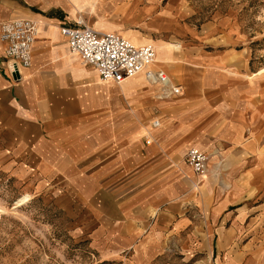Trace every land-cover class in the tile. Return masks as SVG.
I'll return each instance as SVG.
<instances>
[{
	"label": "crops",
	"instance_id": "0c3cea01",
	"mask_svg": "<svg viewBox=\"0 0 264 264\" xmlns=\"http://www.w3.org/2000/svg\"><path fill=\"white\" fill-rule=\"evenodd\" d=\"M93 1L0 0V21L38 24L19 82L0 41V168L34 193L78 196L101 224L109 256L133 250L131 260L152 261L170 243L194 264H264L261 207L250 202L258 182L247 181L258 178L259 71L245 30L219 12L200 19L191 0H144L135 24L113 5L88 14ZM80 19L154 44L155 68L182 93L162 97L167 89L144 72L102 80L60 32ZM192 147L209 154V172L189 165ZM238 160L257 169L235 182Z\"/></svg>",
	"mask_w": 264,
	"mask_h": 264
},
{
	"label": "rangeland",
	"instance_id": "374dc122",
	"mask_svg": "<svg viewBox=\"0 0 264 264\" xmlns=\"http://www.w3.org/2000/svg\"><path fill=\"white\" fill-rule=\"evenodd\" d=\"M191 3L200 19L219 12L231 19V25L239 24L254 49L253 59L258 62V178L250 176L252 180L247 181L252 184L258 182V195L250 202L258 201V207H261L258 214L262 218L259 220L262 227L258 229L261 234L258 236L264 241V0H191ZM97 5L116 6L124 14L126 22L135 24L142 20L144 0H94L86 7V12L93 14ZM127 16H130L129 20ZM79 21L93 27L87 19ZM161 93L165 97L164 92ZM147 138L148 135L143 138L145 143ZM208 157L210 159L209 154ZM233 164L231 168L236 176L239 175L235 182L246 172L254 173L257 169L252 161L238 160ZM229 165L222 164L224 170H229ZM25 195H31V199L19 205ZM79 202L78 196L62 194L56 189L34 193L28 181L17 179L0 168V264L196 263L170 243L162 248L165 252L154 254L156 258L152 261L144 259L142 254L139 260H131L133 250L117 257L107 255L109 244L104 242L106 237H102L101 224L94 221V213L82 210ZM107 207L108 216L115 214L109 199ZM106 222L112 224L109 219Z\"/></svg>",
	"mask_w": 264,
	"mask_h": 264
},
{
	"label": "built area",
	"instance_id": "2783aa9c",
	"mask_svg": "<svg viewBox=\"0 0 264 264\" xmlns=\"http://www.w3.org/2000/svg\"><path fill=\"white\" fill-rule=\"evenodd\" d=\"M60 32L67 37L70 51L79 54L102 80L120 84L144 72L147 78L157 80L168 88V91H164L165 97L182 93L179 85L168 86L170 80L163 69L151 68L157 55L154 44L137 45L117 32L98 31L85 23L78 27L63 25ZM37 35L38 24L33 19L0 21V41L5 45V67L14 82L22 79V69L31 63L32 46ZM159 125L160 121L154 120L153 126ZM146 143H152L149 137ZM186 159L197 174L207 172L209 157L200 148H190Z\"/></svg>",
	"mask_w": 264,
	"mask_h": 264
},
{
	"label": "bare ground",
	"instance_id": "6f19581e",
	"mask_svg": "<svg viewBox=\"0 0 264 264\" xmlns=\"http://www.w3.org/2000/svg\"><path fill=\"white\" fill-rule=\"evenodd\" d=\"M157 50V49H156ZM156 61H157V55H156V58H155V60L153 61V63L151 64V68L152 69H154V70H157L156 68H155V66H156ZM166 72V71H165ZM140 74H142V73H140ZM139 75V74H138ZM137 76V75H136ZM169 78V77H168ZM169 80H170V78H169ZM152 81V80H151ZM153 82H155L156 84H158V85H160L162 88H164L166 91H168V88L167 87H164V85H162V84H160L157 80H153ZM171 85H174V84H172L171 83V80H170V82H169V84H168V86H171ZM204 173H206V172H204ZM204 173H202V174H204ZM31 199V195H25L23 198H21V200H20V202L18 203L19 205H21V204H24V203H26V202H28L29 200Z\"/></svg>",
	"mask_w": 264,
	"mask_h": 264
}]
</instances>
